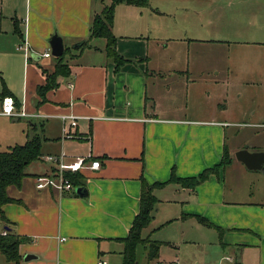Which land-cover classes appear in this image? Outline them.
Returning a JSON list of instances; mask_svg holds the SVG:
<instances>
[{
  "label": "crops",
  "instance_id": "obj_1",
  "mask_svg": "<svg viewBox=\"0 0 264 264\" xmlns=\"http://www.w3.org/2000/svg\"><path fill=\"white\" fill-rule=\"evenodd\" d=\"M206 1L158 0L167 9L158 4L153 9L151 0L143 7L117 4L111 30L124 63L116 68L105 52L106 40L92 37L90 30L111 0H0V98L4 86L17 110L45 116L28 119L33 137L26 134L27 140H41V166L30 168L32 162L26 167L20 187L7 188L12 202L2 208L8 223L0 222V233L6 228L22 240L18 264H97L110 261L115 250L123 257L122 240L139 211L142 179L153 185L166 182L172 172L182 179L196 177L218 165L225 151L228 165L236 161L226 145V130L240 123H233L223 101L236 73L245 75L240 80L247 86L264 76V27L258 26L256 34L251 33L257 27L249 23L235 30L232 21L244 22V12L232 18L203 11ZM54 35L69 52L63 57L69 74L57 77L55 87L40 96L38 88L46 85L43 71L51 75L55 70L49 45ZM240 43L263 54L250 57V67L242 70H236L233 58L182 56V50L203 45L215 49ZM154 46L179 49L164 59L165 73L149 70ZM85 49L89 59L78 63ZM244 111L237 118L245 119ZM43 147L50 153L44 155ZM47 155L62 157L64 163L85 157L97 160L100 168L80 171L69 192L37 190L35 177L55 168L43 161ZM223 172L194 190L167 184L152 194L157 203L176 205L167 222L202 225L200 217L222 231L223 254L227 245L234 252L228 263L247 264L246 255L254 253L257 264H264V204L241 208L225 201ZM226 231L236 234L222 236ZM26 255L33 259L24 261Z\"/></svg>",
  "mask_w": 264,
  "mask_h": 264
},
{
  "label": "rangeland",
  "instance_id": "obj_2",
  "mask_svg": "<svg viewBox=\"0 0 264 264\" xmlns=\"http://www.w3.org/2000/svg\"><path fill=\"white\" fill-rule=\"evenodd\" d=\"M208 1L201 6L205 8L203 11L212 9L219 15L225 13L231 15L232 18H235L239 13L242 14L244 12L247 14V16H244L243 13V18H240V20H244V22L232 21V26L235 27V30L244 25L247 27L249 23L250 26L257 27L254 32L251 33L256 34L258 32V26L264 27V0H217L216 2L213 0L212 3H210V0ZM150 5H152L153 9H167V7H162L158 0H151ZM97 40L100 44L105 43L103 39ZM97 40L95 42H97ZM254 48L253 45L241 43L232 44L228 48L216 47L215 49L214 47L203 45V47L192 48L189 53L187 52L188 50H182V56L184 58L200 56L202 59L212 58L218 60L233 58L236 60L235 63L237 64L236 70H242L250 67L247 66L250 57L253 56L257 58L259 55H263L261 51L255 50ZM74 52L76 51H73V53ZM83 52L84 56L78 63H85V61L89 59L87 49L83 50ZM178 52V47H171L165 50L161 47L157 48L154 46L150 58L151 63L148 64L149 70L166 71L168 69V63H164V59L169 55H177ZM195 52L197 54H195ZM68 53L67 51L65 54ZM69 59L70 57H68L67 60ZM235 76L237 77H235L234 81L232 80L228 92L229 95L225 96L223 104L228 106L232 116H234L233 123L240 124H233L232 127L226 130V145L230 147L233 154H235V151L237 152L243 149L249 152H264V126L257 125L256 127H252L248 124L264 123V76L252 80L249 86L245 85L240 80V77L245 75L236 73ZM199 93H201V91ZM202 95L205 98L203 93ZM214 103L215 105L217 104V102ZM242 111L248 113L245 119L242 118L243 120L237 118ZM26 134H28L29 137H33L28 119L22 118L19 121L13 122L12 119L0 117V151H5L9 146L15 144H24L27 140ZM44 148L45 147L42 149L44 155L50 153ZM33 164L35 166L31 165L30 168L41 166V163L37 160L33 162ZM221 170L225 171L221 176V184L226 198L225 201L237 203L238 206H242L241 208L251 207L245 203L264 204V166L262 170L250 171L238 161H234L231 165ZM175 208L176 205L172 203L170 205L161 202L157 203L152 213L153 219L149 226L142 231V238H146L150 235L152 240H156L161 244L158 261H154L150 264H230L228 263V259L234 257L232 256L234 252L230 250V245H227L224 249L228 253L223 254V249L220 247L222 239H220L219 236L222 231L218 230V233L215 229L198 225L196 221V223L167 222L169 217H173L175 213L174 210L177 212ZM227 234L236 233L226 231L222 236ZM186 239H190L193 242H191V244H186L184 243ZM143 252L144 249L142 246L137 247L136 254L138 260L141 264H149ZM257 256L258 255L254 253L246 255V263L257 264ZM121 261L122 257L119 252L115 250L110 254V261L106 262L108 264H121ZM0 264H7L1 253Z\"/></svg>",
  "mask_w": 264,
  "mask_h": 264
},
{
  "label": "trees",
  "instance_id": "obj_3",
  "mask_svg": "<svg viewBox=\"0 0 264 264\" xmlns=\"http://www.w3.org/2000/svg\"><path fill=\"white\" fill-rule=\"evenodd\" d=\"M124 3L127 5H133L138 7L147 6L149 0H111V4L104 8L100 15H96L91 25V36L96 38H103L106 40L105 52L109 58L112 59L116 68L124 63L123 59L119 57L115 50L116 38L112 34L111 26L113 20V10L117 4ZM63 55L56 58L54 65V73L49 75L43 71V75L46 77V85L38 88L40 96L43 95L49 89L55 87L54 83L57 77L67 76L69 74L68 66L63 62ZM11 97L3 86V92L1 93L2 100L4 97ZM15 107L17 103L14 101ZM41 140L38 136L27 140L22 145H14L8 147L5 151H0V222L7 224L3 213V206L12 200L7 196V188L10 186L20 187L24 177H26L25 169L32 162L36 161L40 157ZM231 159L227 155V151L223 156L220 163L213 168L204 170L201 174L191 178H178L171 173L169 179L166 182L155 183L148 185L147 182L141 180V192L139 197V211L134 217L132 224L129 228L126 238L122 240L124 244V250L122 253V264H139L137 260L136 250L137 247L142 246L145 250L147 263L157 261L159 258L160 243L157 241L142 238V231L148 227L152 220V212L157 203V200L152 194L153 189L163 188L167 184H177L183 188L194 190L197 186L206 181L210 175L218 173L225 166L230 164ZM71 182L76 184L77 174L69 175ZM197 220L204 226L209 228H215L204 218L196 217ZM22 240L10 231H6L5 235L0 233V253L4 256L5 260L18 264L20 261L19 245Z\"/></svg>",
  "mask_w": 264,
  "mask_h": 264
},
{
  "label": "built area",
  "instance_id": "obj_4",
  "mask_svg": "<svg viewBox=\"0 0 264 264\" xmlns=\"http://www.w3.org/2000/svg\"><path fill=\"white\" fill-rule=\"evenodd\" d=\"M21 48V47H20ZM49 53L44 54L48 58ZM0 116L11 119L26 118L29 120L38 121L43 119V115L39 113H27L24 110H17L14 100L11 97H4L0 100ZM63 121L74 120L73 116H61ZM43 161L51 163L55 168L49 174L38 175L35 177V188L37 190L52 189L59 194L73 190V183L69 175L78 174L84 169L98 170L100 163L97 160H92L85 157H77L70 163H64L62 157L47 155L43 157ZM3 232L2 235H5ZM97 264H107L106 261L99 260Z\"/></svg>",
  "mask_w": 264,
  "mask_h": 264
},
{
  "label": "water",
  "instance_id": "obj_5",
  "mask_svg": "<svg viewBox=\"0 0 264 264\" xmlns=\"http://www.w3.org/2000/svg\"><path fill=\"white\" fill-rule=\"evenodd\" d=\"M50 54L54 58H59L64 53V46L62 40L57 35H54L50 42ZM236 161L242 163L246 169L251 171H259L263 169L264 166V152H249L246 149L239 150L234 154ZM77 194L80 195L81 190H76ZM5 231H9L8 229L4 228ZM33 256L26 255L24 257V261L32 260Z\"/></svg>",
  "mask_w": 264,
  "mask_h": 264
}]
</instances>
